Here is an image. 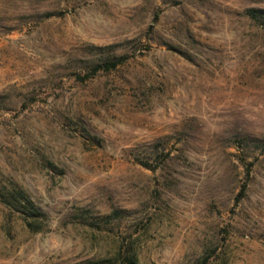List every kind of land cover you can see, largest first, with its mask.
Returning a JSON list of instances; mask_svg holds the SVG:
<instances>
[{
	"label": "rangeland",
	"instance_id": "obj_1",
	"mask_svg": "<svg viewBox=\"0 0 264 264\" xmlns=\"http://www.w3.org/2000/svg\"><path fill=\"white\" fill-rule=\"evenodd\" d=\"M264 0H0V264H264ZM106 61L120 63L92 73Z\"/></svg>",
	"mask_w": 264,
	"mask_h": 264
},
{
	"label": "trees",
	"instance_id": "obj_2",
	"mask_svg": "<svg viewBox=\"0 0 264 264\" xmlns=\"http://www.w3.org/2000/svg\"><path fill=\"white\" fill-rule=\"evenodd\" d=\"M247 16L258 22L264 28V10L263 9H248ZM120 62L106 61L93 67L92 73L85 78H89L100 70L108 71L115 68ZM264 145V141H263ZM0 202L4 204L9 210L16 212L24 221L26 226L32 231L37 232V225L41 219L46 218L42 210L29 198V196L19 187L9 186L0 189ZM85 264H104L102 261L87 262ZM128 264H136L132 260H128Z\"/></svg>",
	"mask_w": 264,
	"mask_h": 264
}]
</instances>
